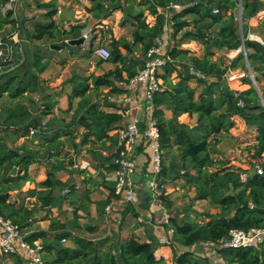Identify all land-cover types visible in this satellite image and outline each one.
<instances>
[{"label": "trees", "instance_id": "trees-1", "mask_svg": "<svg viewBox=\"0 0 264 264\" xmlns=\"http://www.w3.org/2000/svg\"><path fill=\"white\" fill-rule=\"evenodd\" d=\"M8 0H0L5 2ZM90 6L86 10L97 13L100 16L98 24L106 19L111 11L119 10L122 12L124 21L132 19L136 28L131 33V39L125 36L114 37L111 29L104 28L99 30V42L107 43L110 56L102 62H110L115 68L107 72L94 76L88 75L80 77L76 82L73 78L65 80L63 83H72L70 86L69 97L77 99L76 108L71 116L56 118L57 126L40 122L26 124L24 128H17L18 133L15 137H24L28 134L29 127L38 129L32 140H40L43 153L39 150H27L20 153L18 150L0 146V168L9 165L11 168H17L15 176H8L4 181L0 179V214L10 218L14 223L23 228V223L28 224L29 218L36 216L38 211L36 205H51L52 200L59 203L63 200L62 196L54 193L58 182L55 180V172L60 166H51L47 172L46 178L38 185L42 187L36 194L35 204L32 206H15V202L8 201L9 192L17 190L23 181H33L28 174V167L36 158L55 156L58 158L61 154H72L74 157L84 150L85 145L92 146L89 151L93 152V147L116 149L117 139L110 134V131L120 128L123 125V116L115 111H106L103 106H109L108 98L103 101L96 99L99 88L109 87L108 93H122V87L118 82L128 83L129 80L144 65V57L148 49L155 45L154 39L159 34L161 27L150 26L145 18L144 11L147 10L152 16L158 15L159 8H165L174 0H87ZM193 4L182 3L183 7L172 16L173 32L177 33L186 25L194 27L193 32H186L184 37L193 36L202 43L203 55H196L189 48H180V44L175 43L166 49L169 60L163 67V73H160V79L163 81L161 89L154 93L152 99V116L156 119V125L160 133V144L164 151L177 152L178 160L174 155H170L169 164L163 165L159 179L161 181H175L181 177L185 185L193 188L195 193L193 200L207 201L211 207L218 208L217 215L209 212H201L200 215L207 221L196 222L186 216L170 215L168 221L172 232L169 239V245L172 252V261L169 262L164 257H156L155 251L159 245L156 240L141 241L136 234H130L123 242H111L108 252L100 253L97 238L92 236H81L70 231H58L52 237H48L46 230H37L31 234L24 235L25 239L33 244L35 241L44 240L43 246V264H211L210 260L203 257L195 246L206 243H216L228 236L230 229L237 228L248 230L252 227L264 228V163L262 164V174L247 175L244 181L239 178L241 169L230 170L227 161L213 158L217 153V145L222 141L224 135L228 133L229 128L234 125L231 117L234 115L243 116L249 125H254L256 136L247 149H252L254 158L264 156V43L248 38V29L244 19L250 18L260 9L262 2L260 0H187ZM57 0L47 2L36 1L38 9H44V15L49 19L45 22H36L28 33V41H39L44 38L59 40V49L66 44L65 40L83 39L82 31L87 28L88 21L81 22L76 20L74 24L69 25L68 29L61 28L60 24L52 19L58 8ZM241 7V25L239 27L236 16V8ZM217 9L218 13H213ZM11 11L8 12V14ZM188 17H192L189 23ZM9 24V19L0 17V30ZM17 25V24H16ZM95 30V29H94ZM93 30V31H94ZM93 36L89 45L92 46ZM174 40V39H173ZM264 42V38H263ZM184 43V42H183ZM244 45L245 54L241 51L231 60L230 65H224L222 62L212 60L210 57L216 50H238ZM141 45L142 59H134L137 45ZM58 45V44H53ZM92 50H89L91 52ZM35 55V56H34ZM186 59L187 72L177 75L178 80L173 82L170 76L175 70L173 61L179 57ZM33 61L31 66L36 65L41 59L32 53ZM242 60L241 67L245 69V61H248L249 67L258 76H254L255 81L263 82L259 89L255 88L252 80L248 77L243 78V84L247 88L240 91H220L218 96H214V90L211 88L213 83H209L198 95L195 100V88L189 85L191 79L197 81H207L208 79L222 78L228 68H234ZM63 66L64 62L61 61ZM47 67L46 63L37 66L35 72L26 66L23 75L25 79L16 75L10 76L0 74V96L7 92L13 98L24 96L28 92L41 90L43 80L40 83L39 73ZM7 77L5 80H3ZM244 85V86H245ZM90 93L94 94V98ZM236 93L238 95H236ZM238 99H241L244 106L237 105ZM33 103V102H32ZM34 104V103H33ZM42 114L53 112V103L49 97L41 104ZM222 107V110L219 108ZM164 110L171 112L170 118H165ZM14 114V113H13ZM24 113L15 114L13 121L5 120V124L13 125L17 119L22 120ZM182 114H188L190 118L195 116L194 125L190 126L180 122L178 117ZM108 143V145H106ZM55 147V150L52 148ZM142 149V148H141ZM70 150L72 152H70ZM113 152V158H114ZM111 159L108 169L111 171L115 165ZM48 159V160H49ZM72 187V186H71ZM232 193H229V188ZM110 196L119 198L113 193V182L108 186ZM164 190H157V196L167 201ZM64 195V194H63ZM120 199V198H119ZM121 201L123 199H120ZM84 201L90 203L89 191L86 192ZM126 201V200H123ZM132 206L131 201H126ZM105 204V203H104ZM253 207H250V206ZM149 202L144 199V204L139 205L141 209H148ZM80 209V208H79ZM133 215H138L136 208L131 207ZM147 214V212H146ZM145 214V215H146ZM101 215V214H99ZM148 216V215H147ZM216 216L220 219L216 220ZM79 216L76 214L75 219ZM52 224L56 221L51 220ZM74 229H80L79 223H73ZM98 226L93 224L85 228L86 232L94 233ZM92 233V234H93ZM69 240L73 243L72 247L61 245L60 241ZM47 240V242L45 241ZM118 240V239H117ZM258 247H250L239 250H219L216 254L226 264H264V251ZM180 247L181 250L178 249ZM208 248H210L208 246ZM46 250V251H44ZM199 253L198 257L193 254ZM12 255V254H11ZM18 255V254H16Z\"/></svg>", "mask_w": 264, "mask_h": 264}, {"label": "rangeland", "instance_id": "rangeland-1", "mask_svg": "<svg viewBox=\"0 0 264 264\" xmlns=\"http://www.w3.org/2000/svg\"><path fill=\"white\" fill-rule=\"evenodd\" d=\"M36 1H42L47 2L49 0H17L16 2H9L7 5L5 2H1L0 4V16L2 18H8L9 24L12 28L10 29L11 33L15 30L13 28L16 27V30L18 29L19 32L16 31L13 35L17 36L18 41L11 46H18L21 49V43L24 40V31H31V24L34 22V19L42 18L43 20H49L45 15L44 9H38L36 7ZM108 2L109 0H105ZM262 2V5L260 9L256 12V14L250 18L244 19L242 22V26L245 24L248 29V38L251 40H257L262 43L264 38V14L263 13V0H260ZM23 2V3H22ZM179 4L187 3L188 5H191L193 3L188 2L187 0H174L165 8H159L158 9V15L152 16L148 13L147 10L144 11V18L146 22L150 26H157L161 27L162 30H160L157 37L154 39V42H161L163 44H167L168 47L178 43L180 44V48H189L194 52L196 55H203V49H202V43L200 41H197L195 37L188 36L184 37V34L186 32H193L194 27L192 25H186L181 29L179 32L174 33L172 28V16L174 13L178 12L182 8H173L170 7V4ZM56 6L58 9H60V13H55L54 16L58 23L60 24L61 28L63 27V24H61L60 19L63 20H74V16H82L84 21H88V26L86 29L82 31V36L85 33V30L89 29L93 32L96 25L98 24V20L100 19L101 15H98L96 12L92 13L86 10V7L90 6V2L87 0H57ZM185 6V5H184ZM238 7L236 8V16H237V22L240 27V21H239V11ZM11 11V13L8 14V12ZM87 14V15H86ZM73 18V19H71ZM124 16L121 11L114 10L111 11L110 15L101 21V23L105 24V28H113L114 32L118 34L119 36H125L127 39H131V33L136 28V25L132 19H129L128 21H124L123 25H120V23L123 21ZM38 21V22H43ZM187 20H192V17H188ZM17 24V25H16ZM20 26V27H19ZM18 32V33H17ZM22 32V34H21ZM9 34L5 38H1V42L6 45L7 40L11 39L12 34ZM20 36V37H19ZM22 37V38H21ZM174 39V40H173ZM69 39H66V44L62 46L61 49H59V40L57 39H48L44 38L39 41H31L30 47L27 48V52L29 53L27 56H10V52L8 51L9 48H6V54L4 53V50L0 49L2 52V55L0 56V74L7 75L8 72H11L10 76H18L21 77L23 75V72L28 66L32 71L35 72L37 66H40L43 63H46L48 65L47 70H44L43 72L39 73V80L40 83L41 80H43V88L41 90H35L32 92L26 93L24 96L13 98L9 95V93L5 92L0 96V146L4 145L8 148H13L18 150L20 153H24L27 150H39L40 153H43L42 147L40 145V140H32L35 134L37 133L38 129H35L34 127H29L28 129V135L22 136V137H15V130L17 128H24L26 124H29V121L31 123L34 122H40L42 126H44L45 123L50 124L52 126H57L58 122L56 121V118L71 116L74 113V109L76 108V99H71L69 97V91H70V83H60L61 78H67L71 76L73 78V81L76 82L80 77L88 76V75H94L92 73H89L88 69L85 68V71L77 72L75 71V65L71 64L68 61L69 56H76L78 58L85 56V58L90 60H95L94 62L100 61L97 54L96 49L100 45H107L105 43H100L99 39L98 41H93L92 46L89 45V43H82L81 45H69L67 43ZM184 42V43H183ZM58 45H53V44ZM2 46V45H1ZM8 49V50H7ZM89 50H92L88 53ZM135 51H141L142 48L141 45H137ZM134 51V52H135ZM214 54L210 57L212 60H217L219 62H222L224 65H230V62L232 59L235 58V56L238 54L239 50H234L235 53H233V50L227 51V50H216L213 49ZM36 52V56L40 57L41 59L37 63V66H31V62L33 61V57L30 56V53ZM242 52V51H241ZM35 56V55H34ZM136 56V53L134 54ZM64 59H62V58ZM64 63L65 66L61 68L60 61L66 60ZM242 60H240L237 63V66L234 68H228L226 74L220 78V79H208L205 81H197L193 79V81H189V85L195 88V100H197L198 95L201 94L202 90L209 84L213 83L214 85H211V88L214 90V96H218L220 91H240L243 90V88H247L245 84H243V78L248 77L249 79L254 78V76H258V74L255 75L253 68L249 67L248 61H245V69L241 67ZM55 63V64H53ZM106 63L105 68H108L107 70H112L115 68V65H113L110 62H104ZM173 64L175 66V70H173L170 80L173 82H176L178 80L177 75L180 73H185L188 70V66L186 63V59L182 58V56L177 57ZM60 65V66H59ZM55 66V69H54ZM76 67L78 68L79 65ZM59 68L61 69L60 79L58 81H55V83L52 81L53 74H55ZM52 72L50 73V70ZM83 69V68H82ZM105 70L104 72H107ZM163 73V69L161 74ZM85 74V75H84ZM96 76V75H94ZM46 77V79H45ZM70 77V78H71ZM7 77H5L3 80H5ZM21 78L25 79L24 76ZM261 76L259 75L258 81H255V88L259 89L261 84L263 82H259V79ZM67 80V79H66ZM2 82V81H0ZM161 80V85H162ZM160 85V89H161ZM245 85V86H244ZM61 86V87H60ZM109 87L102 86L99 88V93L96 96V99L99 101H103L104 98L108 97V91ZM115 94V93H111ZM91 97L94 98V94L90 93ZM49 97L50 102L53 103V112L50 114H42L41 112V104L43 101L46 100V98ZM108 101V100H107ZM34 104H33V103ZM105 103V101H103ZM144 104V102H143ZM261 104L264 106V101H261ZM242 108V107H241ZM223 108L220 107L219 110H222ZM244 109V108H242ZM167 111V110H166ZM25 117L20 119H17L14 121L13 125H7L5 124V120L13 121L15 117V114L24 113ZM14 113V114H13ZM179 119V118H178ZM195 116L190 118L189 123H195ZM231 120L234 122V125L229 128L228 133H226L222 139V141L217 145V153L213 154V158H217L220 160L227 161V166L232 167L230 170L241 169L239 171V178L241 181H244L245 176L250 175L253 173V169L251 170V165L253 163L260 164L262 168V164L264 163V156L260 158H254L252 156L253 150L247 149L248 146H251L253 143L255 136H256V130L254 125H249L246 122V119L243 116L240 115H234L231 117ZM30 129H34V133L32 134L30 132ZM17 133V132H16ZM18 133H23L22 130H19ZM17 133V134H18ZM108 145V143H106ZM55 147L52 148V150H55ZM84 150L81 151L80 155L74 157L71 153L61 154L60 157L55 158V156L51 157L49 159L48 157H42V158H36L32 161V163L28 167V174L31 175L33 181H23L21 183V186L17 190H12L9 192L8 201L15 202V206H28L30 207L32 203L36 200V194L39 192V190L42 188L38 185L42 180L46 178L47 172L51 170V166H60L59 170L55 172V180L58 182V186L55 188V194L57 196H62L63 200L59 203L55 202V199L52 200V205L44 206V205H36V209L38 211L37 215H42L45 217H49V225H48V237H52L55 232L58 231H70L74 234L81 235V236H88V237H96L97 243L99 245L100 253L103 254L105 252H108V249L111 242L120 241L119 233L118 235L110 234V231L108 230V226H106L107 222L103 221L102 224L98 225V229L105 228L106 232L102 231H95L92 236L87 235L91 234L89 232L85 231V228L89 225H93L96 222H101L103 220L101 215L97 216L92 211V206L90 203L84 201V199L76 198L77 201L71 202L70 199L73 198L71 196L74 195L68 193L67 195H63L64 190L66 187L69 188L71 186H74L72 184L76 183L81 188L85 187L87 178L92 179L91 183H93L94 180H97V177L100 176V172H102V166L107 163V156L112 148H103L99 146L93 147V152L89 151V149L92 148L90 145H85ZM114 150V149H112ZM109 151V152H108ZM70 152H72L70 150ZM174 155L176 161L178 160L177 152L175 151H168L164 152V164H169V158H171L170 155ZM49 159V160H48ZM83 160H86L89 162V169H81V162ZM85 162V161H84ZM17 168H11L9 165H5L2 168H0V179L4 181L8 176H15L17 174ZM134 179V178H133ZM149 180V174L145 177V183H147ZM90 183V184H91ZM159 183H162L165 185V195L167 201L169 202V205L166 204L165 201H162L161 199V209L160 211L166 210V214L173 215V216H186L187 218H190L191 220H195L196 222L201 221H207L208 219H204L200 213L201 212H209L210 214L217 215L219 212L218 208L211 207L210 204L207 201L204 200H198L194 201V189L189 188L185 185L184 180L179 177L175 181H161L159 179ZM93 186V185H92ZM231 188V187H230ZM229 188V189H230ZM85 192V191H82ZM77 196V193L75 194ZM136 203L135 201H133ZM160 203V202H159ZM133 204V203H132ZM144 204L143 202L140 204ZM130 204H124L121 203V208L118 207V217L117 220H120L122 223V227L130 226L134 222L142 223L143 225H163V222L165 223V218H162L159 220L162 215L156 216L153 218V216L148 215L145 219L141 220L140 218H137L139 215H133V212L131 211V207L134 208L132 205L129 207ZM70 206V209H69ZM99 206V204H97ZM80 208V209H79ZM91 211V212H90ZM53 214H56L57 216H53ZM78 215L79 218L75 219V215ZM60 216V217H59ZM35 216L29 218L28 223H23L22 233L26 235L27 233L31 232L30 230H33L34 227L32 225L37 222L40 219L33 220ZM216 220L220 219V216L215 217ZM55 220L56 222L52 224L51 220ZM157 219V221H155ZM32 220V222H31ZM31 222V223H30ZM79 223L81 226L80 229H74L73 223ZM115 224H117V221H115ZM101 232V233H100ZM93 233V232H92ZM137 235V234H136ZM129 236V235H128ZM127 236V237H128ZM138 236V235H137ZM126 237V238H127ZM139 237V236H138ZM125 238V239H126ZM140 238V237H139ZM118 239V240H117ZM141 241L144 240V237L140 238ZM156 240V238H151V240ZM38 244H45L44 240H37ZM47 242V240H45ZM61 245L63 246H69L72 247L73 243L69 240L60 241ZM160 245H163L164 243H161L159 240ZM169 245V244H164ZM170 246V245H169ZM261 249L264 251V242L261 246ZM46 251V250H45ZM155 254H157L155 252ZM158 257V256H157ZM193 257H198L197 254H193ZM203 257L207 258L209 263L211 264H226L224 261L221 260V257L219 255L211 254V252L205 251L203 253ZM11 258H19L18 256H8V255H1L0 256V264H7V260ZM169 262H171V258H166Z\"/></svg>", "mask_w": 264, "mask_h": 264}, {"label": "crops", "instance_id": "crops-1", "mask_svg": "<svg viewBox=\"0 0 264 264\" xmlns=\"http://www.w3.org/2000/svg\"><path fill=\"white\" fill-rule=\"evenodd\" d=\"M7 3H8V1H6L5 4L7 5ZM74 18H75V21L83 19L82 16H74ZM52 19L55 20L56 22H58L56 20L55 16H53ZM71 19H73V18H71ZM42 20H43L42 18L34 19V22H32L30 28L32 29V26L36 22L42 21ZM45 21L46 20H43V22H45ZM81 21H83V20H81ZM59 22H61V24H63V27L66 29H68L69 25L75 23L74 20L72 21L69 19H67V20L60 19ZM101 24H102V28H99L98 24H97L95 27V30L93 32L90 31L89 29L85 30V33H91L92 37L94 35L97 36L96 39H94V42L98 41V39H99V30L107 27V26H105V24H103V23H101ZM12 27L10 25L8 26V24H7L6 26L3 27L2 30H0V40H1V38L7 37L11 33L10 29ZM16 27L17 26H15V28H13L15 30L11 33L12 37H11V39L9 37L6 45L4 43H2V46L0 45V49L4 50L5 54H6V51H5L6 48H9V46H11L13 44V42L16 43L18 41L17 36L13 35L16 31H18V29L16 30ZM109 29H111V28H109ZM111 31H112V34L114 37H116V38L120 37L118 34H116L114 32L113 28L111 29ZM27 32H29V30L24 31V40L21 43V49L18 46H16V47L11 46V48H9V50L7 49L10 52V56H27L29 54L27 52V50H28L27 48L30 47L31 41H28V36H27L28 33ZM21 34H22V32H21ZM19 35H20V32H19ZM89 42L86 41L85 43H89ZM105 46L107 48H109V46H107V45H105ZM165 47L167 49L168 45L165 44ZM135 53H136V56H131V57H134V59H142L143 58V56H141L142 55L141 51H135ZM233 53L236 54V52H234V50H233ZM30 56H32L31 53H30ZM62 59H64V58H62ZM99 60L101 61L100 58H99ZM61 61H63L65 63L67 61V59L61 60ZM68 61L71 64L75 65L74 66L75 71L78 70L77 72H79V73L82 71H85L86 70L85 68H87L89 73H92V74L98 76V75L105 73L104 71L108 69V68H105L106 63H104V62L100 63L99 61L94 62L95 60L93 61V60L87 59V58H85V56H82L80 58H78L76 56H74V57L69 56ZM53 64H55V63H53ZM76 65L77 66L79 65V67L77 68ZM64 66H65V64L63 66H60V67L63 68ZM47 67H48V65H47ZM47 67L45 70H47ZM54 69H55V66H54ZM49 70L51 73L52 70L51 69H49ZM60 74H62V73H61V69L59 68V70L55 74H53V76H50V77H52V81L54 83H55V81H58L61 78ZM70 77L71 76L64 78V79L61 78L60 83L66 79H70ZM82 77H84V76L82 75ZM45 79H46V77H45ZM190 81H193V79H191ZM70 84H72V83H70ZM122 88H124L122 93L108 94L107 98H108L109 106H107V105L103 106L104 110L115 111V112L120 113L124 118V121L122 122L123 124L130 121L134 117H137L138 119L141 120L140 127H143L151 119L156 120L152 116V106H151L152 104L147 103V102H144V104H143V102H142V104H136V99L139 98V96H141V93H142V86L139 83H133V84L129 83V84H126V86H124ZM126 98H129V100H126ZM75 101H77V99ZM163 115L165 118H170L171 112L169 110H167V111L164 110ZM178 118H179L178 120L180 122H184L190 126L194 125V123H189L190 117L188 116V114H182ZM114 131H115V129H114ZM114 131L113 130L110 131V134H112L113 136H115L113 134ZM114 139H117L116 136L114 137ZM141 148H142L141 146H138L134 151V158L136 160V164H137V168H138V173H137L138 175H136V179H134L136 182L135 184L137 186V198L134 200H131V202L133 203L132 205L136 208V212L139 215V216H137V218H140L141 220H143L147 217V215H151V216H153V218L156 216L162 215V217L159 220H161L162 218H165V223L163 222V225H157V226L148 225L147 226L146 224L143 225L142 223L134 222L129 227L124 225L121 229V226H122L121 223L122 222L120 220H117V217H118V210L117 209L121 208L120 207L121 203H124V204H127V203H126V201H123V200L121 201L119 198H114L113 196H110V191L108 189V186L109 185L111 186L112 177H113V173H112L113 170L110 171L108 169V167L110 166V161H112L113 152L115 149L114 150L111 149L110 152L108 151L109 154L106 157L108 161L101 168L102 169V172H100L101 177H97V180H94L93 183H91L92 179L87 178V180H86L87 184L85 185V187L83 185L82 188L76 183L72 184V185H74L72 187H70V185H69V188L66 187V189H68V190L64 195H67L68 193H70V194L74 193V195L71 196L73 198L70 199L71 202H74V201H77L76 198L84 199L86 197V192L89 191V199H90V204L92 206V211L97 216H99V214H101L100 218L103 219V220H101V222H96L95 225L98 226V225L102 224L103 221L107 222L106 226L109 227L108 230L110 231V234H113V235L117 234L118 235V233H119L118 237H120V241H122V242L125 240V238L128 235L133 234V233L137 234L140 238L144 237V240H146V241H149V240H151V238L155 237L156 241L159 244L157 246L156 251H155L157 253V254H155L156 257L157 256L158 257L162 256L164 258L169 257L172 260V252H171L170 246L164 245V244L160 245V243H159V240H161L162 238H167V236L168 237L170 236V232H169L170 223L168 221L170 215L168 216L166 214L165 209H164V211H163V209H162V211H160V209H161L160 207H161L162 202H161L160 198L157 196V190L158 189L152 191L148 186H146L145 177L149 173L148 153L146 150H143ZM173 151H175V150L173 149ZM164 152L166 153V151H164ZM109 159H111V160L109 161ZM85 163L87 164V166L84 167L82 164H85ZM81 169H89V162L86 160H83L81 162ZM30 182H32V181H30ZM82 191H85V192H82ZM76 193H77V196L75 195ZM163 194L168 195V194H165V190H164ZM144 199H146L149 202V206H148L147 211H146V209L143 210L139 207V205L142 202L144 203ZM133 201H135L136 203H134ZM30 203L35 204L34 202H30ZM32 204H31V206H32ZM97 204H99V206H97ZM51 205H52V202H51ZM107 207H109V208L107 209ZM69 209H70V206H69ZM146 212H147V214H146ZM53 216L56 217L57 215L53 214ZM41 217H45V216L36 215L33 218V220L40 219ZM49 221H50L49 217L41 218V220H38L37 222H35L32 225V227H34V229L30 230L31 232H29L27 234H31L32 232L37 231V230H48L47 228L49 225ZM115 221H117V224H115ZM155 221H157V219ZM31 222H32V220H31ZM99 230L102 231L103 233L106 232L104 226H103V228H100L97 231H99ZM93 234L91 233V234H87V235L92 236ZM35 242H38V241H35ZM178 249L181 250L180 247H178ZM196 249L201 253H204L205 251L209 250L207 243L206 244H204V243L199 244L198 246H196ZM19 253L21 255L18 253H17L18 255L12 254L11 256H18L19 258L8 259L7 264H32L31 261L29 260L28 255L25 252H23V250L19 249ZM197 255H199L198 252H197ZM8 256H10V255H8Z\"/></svg>", "mask_w": 264, "mask_h": 264}, {"label": "built area", "instance_id": "built-area-1", "mask_svg": "<svg viewBox=\"0 0 264 264\" xmlns=\"http://www.w3.org/2000/svg\"><path fill=\"white\" fill-rule=\"evenodd\" d=\"M9 2H16L17 0H8ZM173 8H183L179 4H170ZM59 13L60 10L58 9ZM213 13H218L217 9H213ZM264 14V0H263V13ZM239 21L241 22L240 18ZM102 28V24H98ZM91 33L83 34V43L91 41ZM0 45L2 42L0 41ZM245 54L244 47L238 49ZM96 54L101 60H107L110 56L109 48L105 45H100L96 49ZM2 52L0 51V56ZM169 57L166 53L165 44L156 42L151 46L145 57L144 65L132 77L128 83L118 82L119 87H124L126 84L139 83L142 86V93L136 99V104L147 102L152 104L154 93L160 90L161 79L160 73ZM255 83V79H251ZM236 95H238L236 93ZM129 100V98H126ZM237 105L244 106L241 99H238ZM141 120L137 117L132 118L130 121L124 123L120 128H116L114 135L117 138V145L114 153V169H113V193L120 199L131 201L137 198V186L134 179L138 175V168L134 158V151L138 146L148 153L149 165V180L146 183L152 191L159 189L165 190V185L159 183V176L164 165V150L160 144V133L156 125V120H149L143 127H140ZM33 134L34 129H30ZM84 167L87 164H82ZM256 174H262L260 164L254 163L252 166ZM134 178V179H133ZM246 179V176L245 178ZM67 190L63 191L65 194ZM250 207H253L252 205ZM109 207H107L108 209ZM170 234L172 229L169 230ZM64 241V239H62ZM161 243L169 244L168 238H162ZM264 242V228L252 227L248 230L232 228L228 236L216 243H207L210 247L211 254L217 253L219 250H239L250 247H258ZM19 249L23 250L31 261L32 264H43V246L34 242L30 244L22 233V227L14 223L10 218L4 217L0 214V255L20 254ZM21 255V254H20Z\"/></svg>", "mask_w": 264, "mask_h": 264}, {"label": "water", "instance_id": "water-1", "mask_svg": "<svg viewBox=\"0 0 264 264\" xmlns=\"http://www.w3.org/2000/svg\"><path fill=\"white\" fill-rule=\"evenodd\" d=\"M238 11H239V16H240L241 15V7H240V4H239V10ZM67 43L69 45H74V44L81 45L83 43V39H73V40L71 39V40H68ZM241 47H244L243 43H242V46ZM253 85H255V83H253ZM229 193H232V188H230ZM196 246H198V245H196ZM196 246H195V248H196Z\"/></svg>", "mask_w": 264, "mask_h": 264}]
</instances>
